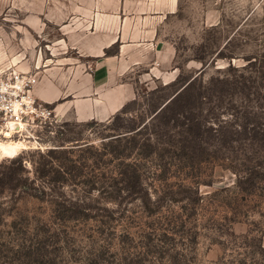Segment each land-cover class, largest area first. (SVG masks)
I'll return each instance as SVG.
<instances>
[{
  "label": "rangeland",
  "instance_id": "obj_1",
  "mask_svg": "<svg viewBox=\"0 0 264 264\" xmlns=\"http://www.w3.org/2000/svg\"><path fill=\"white\" fill-rule=\"evenodd\" d=\"M86 32L144 56L123 77L135 98L84 119L75 106L97 100L55 84L57 123L0 154V264H264V0H0V71L38 70ZM151 43L171 49L166 80ZM196 77L202 97L157 115Z\"/></svg>",
  "mask_w": 264,
  "mask_h": 264
},
{
  "label": "crops",
  "instance_id": "obj_2",
  "mask_svg": "<svg viewBox=\"0 0 264 264\" xmlns=\"http://www.w3.org/2000/svg\"><path fill=\"white\" fill-rule=\"evenodd\" d=\"M66 40L65 50L62 51L64 53L60 54L58 58L51 55L53 63L44 62L40 65L42 57L41 54H38L40 60L38 59L36 66L39 67V71L29 63L21 64L19 69L36 71L40 75V84L38 83L34 95L46 104H54L52 102L58 101L66 92L55 84L74 83V86H71L66 92L67 96L73 97L74 103L79 100L92 102L97 100L95 106L78 103L75 106L77 116L80 117L78 106H81L84 119L99 117L103 120L110 119L135 98L133 85L124 82L123 77L132 67L142 63L143 61L140 59L144 56L133 52L109 54V49L118 41L109 42L108 38L103 39L102 33H75L73 36H68ZM152 40V42L156 41L155 38ZM151 44L154 45V50L151 51L154 60L159 55V60L155 61L157 66L152 68L153 76L162 81L166 80L172 73L168 68L164 69L163 67L172 61L173 57L169 51L171 49L165 47L164 51L158 50V45L156 47L154 43ZM122 47L130 49L133 45L126 44ZM72 50L76 51V56L69 54V51ZM64 109L61 104L56 106L58 114H61Z\"/></svg>",
  "mask_w": 264,
  "mask_h": 264
},
{
  "label": "built area",
  "instance_id": "obj_3",
  "mask_svg": "<svg viewBox=\"0 0 264 264\" xmlns=\"http://www.w3.org/2000/svg\"><path fill=\"white\" fill-rule=\"evenodd\" d=\"M38 83L37 72L12 68L0 71V131L36 140L37 129L57 123L56 111L33 93ZM12 125L20 128L13 129Z\"/></svg>",
  "mask_w": 264,
  "mask_h": 264
},
{
  "label": "trees",
  "instance_id": "obj_4",
  "mask_svg": "<svg viewBox=\"0 0 264 264\" xmlns=\"http://www.w3.org/2000/svg\"><path fill=\"white\" fill-rule=\"evenodd\" d=\"M199 77H196V78H193V79H191V80H188L186 83H184V86L177 92V94H176V96L173 98V99H171L170 100V102L169 103H167L164 107H162L160 110H159V112H158V114L157 115H159V114H161L163 111H164V109L167 107V106H169V104H171L173 101H177V100H179L180 98H181V94L183 93V91H184V99H188V101H190L191 100V96H193L194 98H197L198 99V97L200 98V97H202V91H199V92H196V94L195 95H193L194 93H190L191 91H193L195 88V85L197 84V82H199L200 80L198 79ZM213 81V80H212ZM217 82L219 81V83H224V84H228V82L227 81H229L228 80V77H222L221 79H217L216 80ZM212 83V82H211ZM204 92V91H203ZM188 93H190V94H188ZM188 96V98H186ZM190 98V99H189ZM184 104H186V105H184V108L185 109H187V107L191 104V103H187V102H185V100H184ZM126 106H127V104L119 111V112H117L115 115H113L111 118H113V120H117V119H119L120 118V112L121 111H123L125 108H126ZM156 115V116H157ZM202 127H203V124H201L200 122H198V121H195V120H193L192 122H190V124L188 125V130H189V132H193V131H196L199 135H201L202 134ZM245 130V132H246V129H244ZM255 133L256 134H258V136H262V134L260 133V132H258V130H256L255 131ZM12 164H14V165H18V166H21L22 167V159H16V160H13L12 162H11ZM245 179H247V178H245ZM251 180V179H250ZM240 183H241V181H240ZM26 188H27V185L26 184H23ZM37 191V190H36ZM200 200V197H197V198H195L194 199V201H192V202H190V203H195L196 201H199ZM174 264H177V262L175 263V259H174Z\"/></svg>",
  "mask_w": 264,
  "mask_h": 264
},
{
  "label": "bare ground",
  "instance_id": "obj_5",
  "mask_svg": "<svg viewBox=\"0 0 264 264\" xmlns=\"http://www.w3.org/2000/svg\"><path fill=\"white\" fill-rule=\"evenodd\" d=\"M78 112L80 113V118H82L83 108L81 106H78ZM12 128L19 129L20 126L12 125ZM0 135H3L5 138H7L6 141H2L0 138V154L3 155L4 157L13 158L17 156L22 150H25L28 148L26 146V142L30 143V141L27 140L28 138H26V140H23V141L13 140L12 139L13 135L9 131H0Z\"/></svg>",
  "mask_w": 264,
  "mask_h": 264
}]
</instances>
